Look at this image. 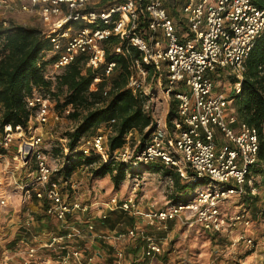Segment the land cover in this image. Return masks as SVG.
<instances>
[{
  "label": "built area",
  "instance_id": "obj_1",
  "mask_svg": "<svg viewBox=\"0 0 264 264\" xmlns=\"http://www.w3.org/2000/svg\"><path fill=\"white\" fill-rule=\"evenodd\" d=\"M254 1L0 0L2 15L29 14L44 26L43 34L51 43L48 54L58 56L51 65L53 76L46 74L47 79L54 80L55 75L79 55L88 57L86 68L105 64L102 44L112 36L121 43L126 42L125 49L115 48L117 53L127 55L129 47H133L141 54L140 60L132 62L130 88H142L143 83L136 78L138 75L146 80L150 73L157 78L165 74L164 92L177 102V118L172 128L157 129L141 151L130 148L133 137L130 132L126 144L109 157L108 139L115 124V120H111L82 140L79 150L84 155H99L103 162L131 163L134 168L158 162L171 167L183 184H207L186 203L171 204L148 213L139 209L132 196L123 200L114 196L106 205L109 213L138 216L143 221L125 231L99 233L95 217H86L83 222L76 218L81 213L86 214L88 206L65 194L52 180L54 170L44 151L41 131L59 120L54 102L35 90L27 96L26 106L31 116L26 128L1 125L0 102V157L6 158L12 143L20 141L13 155L18 162L15 169L32 163L34 169L25 181L15 180L14 185L22 192L24 203L32 206L33 201L40 202L42 218L60 224L56 232L48 236L37 234L30 239L28 234L35 222L32 213L18 224V228L25 231L19 242L27 246L28 261L23 264H104L100 252L88 253L93 249V240L108 243L140 240L143 242L142 258L153 259L164 253L163 243L155 235L147 234L144 225L162 231L171 222L186 226L197 224L212 235L222 233L225 228L253 226L249 209L228 215L222 212L220 203L232 196L244 195L246 184L252 195L259 192L253 179H248L251 168L258 163V132L238 121L232 99L233 94L240 92L247 58L264 33V10ZM176 11L177 19L171 13ZM1 24L8 27L5 21ZM114 67L115 63L107 64L105 77L111 75ZM223 76L232 79L227 94L215 91L217 81ZM94 81L99 83L101 79ZM25 150L31 153L28 162L22 158ZM64 152H68L65 147ZM8 167L7 162L5 169ZM6 204L4 199L0 200V205ZM107 217L106 213L102 215V219ZM77 241H82L83 247H74ZM246 242L250 246L254 241L249 237ZM115 256L121 258L122 253L118 251ZM4 264H8L7 260Z\"/></svg>",
  "mask_w": 264,
  "mask_h": 264
},
{
  "label": "trees",
  "instance_id": "obj_2",
  "mask_svg": "<svg viewBox=\"0 0 264 264\" xmlns=\"http://www.w3.org/2000/svg\"><path fill=\"white\" fill-rule=\"evenodd\" d=\"M255 5L264 10V0H255ZM91 9H88V11ZM174 11V10H173ZM84 27V25L82 26ZM94 28L95 26L86 25ZM105 50V64L98 68H86V55H79L71 64L60 70L55 79H47L45 68L53 65L58 56H46L51 50V43L43 31L37 28H27L11 24L4 27L0 25V102L2 106L1 125L10 124L27 127L31 111L26 106V97L35 90L43 97L54 102L57 112L69 111L73 119L80 118V122L73 132L64 137L67 149L65 168L62 169V178L68 183L73 172L80 165H93L99 167L93 170L96 178L110 176L117 189L126 178V172L134 168L131 163L110 160L103 162L101 156H86L80 150L82 140L94 135L98 127L111 120H115L113 134L108 139V154L112 157L114 152L122 148L130 132L140 135V143L136 151H141L147 144L151 134L157 129L152 127L150 116L145 112V105L139 89L129 87V80L133 74L132 62L140 60V52L129 47L128 54L117 53L115 48L125 49L126 42L117 37H110L102 44ZM115 63L111 75V83L107 84L109 77H105L107 64ZM147 70L150 68L146 65ZM245 72L239 93L233 94V106L239 122L257 129L259 139L258 163L251 168L248 179L261 177V182L255 186L259 193L252 195L246 184V193L239 198V205L250 211L251 202L259 203L255 217L264 223V33L256 40L245 66ZM100 78L99 83L95 79ZM167 81H165L166 86ZM65 96L61 102L60 95ZM61 108V109H60ZM68 113V114H69ZM58 114V113H57ZM177 118V102L171 97L169 110L166 115V126L172 128ZM147 130L146 133L144 131ZM133 140V138H131ZM63 147V150H64ZM150 167L155 172L164 171L167 166L152 162L142 167ZM177 195L172 196V204L186 203L191 200L197 184L188 185L181 182L180 177L171 167ZM137 169V168H135ZM165 172V171H164ZM166 176L171 175L165 172ZM53 180V179H52ZM56 183L55 180H53ZM202 184V183H201ZM261 193V195H260ZM120 220L123 214L116 215ZM116 218V219H117ZM103 226L114 228L116 221L105 218L101 221ZM208 233V232H206ZM212 236V234L208 233ZM264 264V262H263Z\"/></svg>",
  "mask_w": 264,
  "mask_h": 264
},
{
  "label": "rangeland",
  "instance_id": "obj_3",
  "mask_svg": "<svg viewBox=\"0 0 264 264\" xmlns=\"http://www.w3.org/2000/svg\"><path fill=\"white\" fill-rule=\"evenodd\" d=\"M171 13L177 19L178 12ZM2 21L7 22L8 26L15 24L44 30L41 22L29 14L4 13L0 16V25ZM51 56V54H47L46 60ZM52 70V66H48L45 68V74L53 76ZM110 78L107 80L108 85L112 80ZM136 78L140 84L143 83L140 89L141 92L138 93L142 95L145 112L151 118L152 127L164 130L171 100V97H167L164 92L165 74L161 78H157L153 73H150L146 80H143L140 75ZM223 79L227 81V84L232 82L229 77L225 76ZM64 96L65 93L60 95L61 102ZM57 113L59 120L49 127H44L41 131L43 133L44 151L48 155L50 165L54 170L53 180L56 181V185L65 194L79 199L84 206L89 205L87 213L85 215L81 214V217L77 215L76 218L96 216L95 220L97 221L106 213L108 219L117 222L115 227H118V229L128 228L143 220L138 216L133 217L124 214L123 219L120 220L121 218L116 217L120 214L119 212L109 213L106 210V205L112 197L117 196L118 200H123L132 196L139 209L145 213L164 209L172 204V196L178 193L174 185V173L168 167L164 171L171 173L169 176H166L164 171L155 172L149 166L141 169L130 168L126 172L125 180L116 189L110 176L107 175L104 178L94 176L93 170L99 167L98 163L93 165L83 164L77 167L68 183H65L61 174L67 163L63 150L66 144L64 137L74 131L80 122V118H71V112L68 114L67 112L57 111ZM15 138H18V135H15ZM132 138L130 148L137 147L141 139L139 133L133 132ZM19 142L15 140L12 143V146L6 152V158L0 157V200L4 199L7 202L6 206L0 205V264H4L6 260L8 264H23L28 261L25 255L27 246L19 242V234L22 231L18 228V224L27 220L35 208L30 206L29 203L23 202L22 192L16 189L14 181H25L28 173L34 169V164L15 169L18 162L13 159V155ZM7 162L9 167L5 169V163ZM261 180V177H256L253 180L254 186H257ZM206 185V183L198 185L195 192L205 189ZM248 189H250L249 185ZM244 190L246 192L245 187ZM242 196L240 198L239 195H235L221 202L222 212L230 215L242 211L244 208L241 204L239 205V198L242 199ZM91 204H93V207H90ZM250 204L249 215L254 221L252 227L246 229L239 225L225 228L222 233H216L217 236L215 234L209 235L197 224L186 226L180 222H171L168 224V228L162 231L154 230L153 226L144 225L147 234L155 235L163 243L164 253L153 259L142 258L143 242L136 239L111 241V243L100 242L103 245L102 247L97 246L98 249H90L88 253L90 255H94L95 252L102 253L103 259L104 255L107 258L106 264H112L114 261L116 264H263L264 224L260 220L258 221V217H255L259 203L253 200ZM34 220L40 222V217L37 216ZM51 221H53L52 225L55 230L56 221ZM39 226L41 228L40 224ZM114 228L109 226L108 228L100 227L98 229L113 232ZM249 237L254 241L250 246L246 242V238ZM118 251L122 253L121 258L115 256ZM52 264H55V262Z\"/></svg>",
  "mask_w": 264,
  "mask_h": 264
},
{
  "label": "crops",
  "instance_id": "obj_4",
  "mask_svg": "<svg viewBox=\"0 0 264 264\" xmlns=\"http://www.w3.org/2000/svg\"><path fill=\"white\" fill-rule=\"evenodd\" d=\"M14 1H16V2H18V0H14ZM0 16H1V12H0ZM223 78H225V76H223V77H221L220 79H219V81H217V83H216V89H215V91L217 92V93H220V92H225L226 94L227 93H229V88H228V86H229V82H228V84L226 83L227 81H225ZM224 80V81H223ZM32 206H33V208H35V210L32 212V215H33V217H34V219H35V217H40V222L39 221H36V222H34L33 223V227L30 229V232H29V239L30 238H32L34 235H37V234H39V235H42V236H48L51 232H56L59 228H60V224L58 223V222H56V229L54 230V226L52 225V223H53V221H51V220H46V219H44V218H42V212H43V210L39 207V205H40V202H38V201H33L32 203ZM87 206V205H86ZM90 207H93V204H91L90 205ZM258 207H260V205L258 206ZM88 208H89V205H88ZM82 215H85V214H83V213H81ZM80 214V215H81ZM120 214H124V215H126V216H129L128 214H125V213H120ZM40 215V216H39ZM79 215V216H80ZM97 215V214H96ZM81 217V216H80ZM96 217V216H95ZM77 220H78V222H83V220H84V218L82 219V218H77ZM101 221H103V219H102V216L99 218V220H97L96 221V225H97V228H96V230L100 233H102V232H104L103 231V229H98V228H100V227H102V228H108V227H106V226H103L102 224H101ZM259 221V220H258ZM263 223V222H262ZM39 224L41 225V228H40V226H39ZM264 224V223H263ZM100 226V227H99ZM129 228V227H128ZM128 228H119L118 229V227H115L113 230L114 231H125L126 229H128ZM21 233H24L23 231L21 232ZM21 236H22V234H19V239H21ZM18 239V238H17ZM100 242H103V241H101V240H93V248H97V246H100V247H102L103 245L100 243ZM83 242L82 241H77L76 243H75V245H74V247H76V248H81V247H83ZM98 249V248H97ZM92 250V249H91ZM41 253V252H40ZM87 253V252H86ZM42 254H43V252H42ZM101 255H102V253H101ZM50 257V256H49ZM102 259V263H104V264H106L105 262L107 261V258L105 257V255H104V259H103V257L101 258ZM99 260H97V262H98Z\"/></svg>",
  "mask_w": 264,
  "mask_h": 264
},
{
  "label": "water",
  "instance_id": "obj_5",
  "mask_svg": "<svg viewBox=\"0 0 264 264\" xmlns=\"http://www.w3.org/2000/svg\"><path fill=\"white\" fill-rule=\"evenodd\" d=\"M30 151L25 150L22 154L23 161L28 162L30 160Z\"/></svg>",
  "mask_w": 264,
  "mask_h": 264
}]
</instances>
